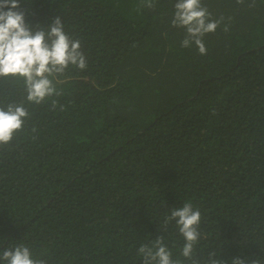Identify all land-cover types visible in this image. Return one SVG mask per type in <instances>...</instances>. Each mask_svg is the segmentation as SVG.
Here are the masks:
<instances>
[{
    "label": "trees",
    "instance_id": "obj_1",
    "mask_svg": "<svg viewBox=\"0 0 264 264\" xmlns=\"http://www.w3.org/2000/svg\"><path fill=\"white\" fill-rule=\"evenodd\" d=\"M20 0L33 28L60 17L86 68L49 76L27 100L0 77V107L23 105L0 145V251L23 244L45 264H143L157 236L174 260L173 208L201 212L193 260L264 264V0H201L222 23L207 52L174 27L179 0ZM55 102V104H54Z\"/></svg>",
    "mask_w": 264,
    "mask_h": 264
},
{
    "label": "clouds",
    "instance_id": "obj_2",
    "mask_svg": "<svg viewBox=\"0 0 264 264\" xmlns=\"http://www.w3.org/2000/svg\"><path fill=\"white\" fill-rule=\"evenodd\" d=\"M237 2L243 3V0ZM147 6H153L152 0ZM175 9L172 25L184 27L187 32L181 46L187 48L194 43L201 54H206L203 37L215 32L223 18L211 19L201 0H179ZM80 48V41L73 40L64 31L60 17H55L47 28H33L26 20L20 0H0V77H23L29 102L39 104L56 93L49 79L53 73H63L70 64L86 68V58ZM28 115L23 105L10 104L6 109L0 107V145L13 140L15 133L22 130ZM172 221L185 239L182 256L198 264L193 260V252L200 238L201 212L191 202H186L171 210L165 219V226ZM138 253L143 264H181L172 258L162 236H157L151 246L142 245ZM0 264H45V261L34 259L29 247L19 244L0 251ZM208 264H221V260L213 255L209 257ZM232 264H249V261L234 257ZM250 264H259V261L252 260Z\"/></svg>",
    "mask_w": 264,
    "mask_h": 264
}]
</instances>
